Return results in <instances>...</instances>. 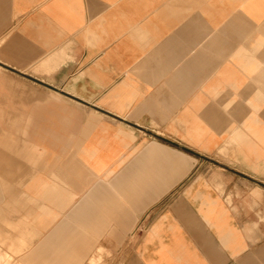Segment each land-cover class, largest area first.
<instances>
[{
	"label": "crops",
	"instance_id": "obj_1",
	"mask_svg": "<svg viewBox=\"0 0 264 264\" xmlns=\"http://www.w3.org/2000/svg\"><path fill=\"white\" fill-rule=\"evenodd\" d=\"M0 254L264 264V0H0Z\"/></svg>",
	"mask_w": 264,
	"mask_h": 264
},
{
	"label": "rangeland",
	"instance_id": "obj_2",
	"mask_svg": "<svg viewBox=\"0 0 264 264\" xmlns=\"http://www.w3.org/2000/svg\"><path fill=\"white\" fill-rule=\"evenodd\" d=\"M9 259V258H8ZM1 264H14L12 261H9V260H5V258L2 260V263ZM94 264H111V262H108V261H102L100 260L99 263H94ZM114 264V263H112Z\"/></svg>",
	"mask_w": 264,
	"mask_h": 264
},
{
	"label": "bare ground",
	"instance_id": "obj_3",
	"mask_svg": "<svg viewBox=\"0 0 264 264\" xmlns=\"http://www.w3.org/2000/svg\"><path fill=\"white\" fill-rule=\"evenodd\" d=\"M4 259V256L0 254V264L2 263V260Z\"/></svg>",
	"mask_w": 264,
	"mask_h": 264
}]
</instances>
